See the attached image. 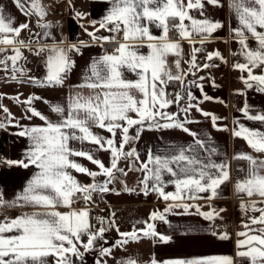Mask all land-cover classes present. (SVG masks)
Segmentation results:
<instances>
[{
  "label": "snow or ice",
  "instance_id": "1",
  "mask_svg": "<svg viewBox=\"0 0 264 264\" xmlns=\"http://www.w3.org/2000/svg\"><path fill=\"white\" fill-rule=\"evenodd\" d=\"M107 5L100 20H92V31L84 27L94 44L101 48L110 44L111 53L90 56L81 75V82L71 86L64 102H53L43 96L31 94L18 103L26 106L24 119L38 118L40 125L26 126L13 117L7 127L19 129L13 135L26 138L27 145L21 151V159L0 156V164L9 168L34 167L30 177L12 199L0 191V264H75L82 261L84 254L99 246L101 257L96 264H109L107 257H113V248L125 249L130 243L149 239L152 243L170 245L174 236L158 230L157 222L168 224L167 214L173 209H181L179 214H187L195 209V214L206 221L222 219L224 208H215L209 203L208 211H202L199 204L191 201L219 198L222 185L231 183L232 161L244 162L235 169L243 172L236 178L234 192L243 197L239 208L244 215L236 233L235 258L230 255L187 256L158 259L155 255L147 261L125 255L113 258V264H237V259L247 264H264V159L244 151L235 152L231 159L218 157V148L210 136L202 135L190 125L199 123L193 112L210 118L218 131H227L223 118L200 107L191 88L196 87L204 101H223L203 92L204 84L197 80L210 79L216 86L214 77L200 75L228 61L220 50L205 51V45L213 34L224 27L219 20L207 14L209 7H222L221 0H101ZM16 8L28 18L36 19V26L44 29L45 39L51 27L44 22L49 9L41 0H13ZM69 7L72 5L69 3ZM229 8L237 20V27L230 30L233 40L239 45L233 51L236 59L232 65L241 73L239 79L246 89H255L264 95V0H230ZM87 13L75 12V17L84 19ZM98 25V27H97ZM30 23H16L12 16H5L0 7V69L6 81L28 83L39 88H64L69 74L76 68L71 54L83 56V48L92 45L80 41L65 46L61 43L41 44L32 48V37L26 41L21 33L30 30ZM158 29L154 35L151 28ZM100 30L107 35H97ZM170 33L172 35H170ZM33 33L32 36H39ZM178 36L179 39H174ZM249 39L255 42L250 46ZM181 41L191 46V54L185 61ZM147 48L144 54L141 49ZM23 49L33 53L41 61L39 75H32L21 64L26 60ZM11 52L9 55L8 53ZM203 55V60L199 57ZM174 59L169 62V57ZM182 63L188 64L185 71ZM126 72L136 79H128ZM175 84L177 91L168 88ZM237 95L246 92L237 90ZM35 102L48 106L49 112L37 109ZM175 105L176 111L170 109ZM0 108L11 117L9 109ZM249 121L264 124V109H254L245 102L239 109ZM255 112V114H253ZM135 114V115H133ZM0 128H6L0 123ZM95 129L104 130L109 135H101ZM175 130L191 137L182 145H170L163 152L149 148L142 158L137 142L145 131L162 132ZM233 137L242 138L253 152L264 155V130L249 128L239 119L233 121ZM78 145V146H74ZM87 146V147H86ZM109 153L108 165L97 158L98 152ZM75 158H84L97 166L94 171L79 163ZM128 163V168L121 166ZM72 170L90 178V183H81ZM129 172L141 173L138 189L130 188L122 177ZM102 178V179H101ZM119 183L124 192L139 191L142 195L155 192L167 202L163 211L153 210L146 220H136L131 230L120 231L116 226L115 213L98 217L99 226L90 222V209L74 208L77 200L85 204L94 203L95 194L121 193L112 185ZM172 185L174 191H166ZM64 207L67 211H59ZM13 208H28L19 215L12 216L7 211ZM251 213H259L252 215ZM105 221L107 222L105 224ZM115 228L120 239L111 247L98 245L104 234ZM177 239L228 242L232 236L224 229L210 224L204 237H194L190 230ZM84 251L81 252L80 249Z\"/></svg>",
  "mask_w": 264,
  "mask_h": 264
},
{
  "label": "crops",
  "instance_id": "2",
  "mask_svg": "<svg viewBox=\"0 0 264 264\" xmlns=\"http://www.w3.org/2000/svg\"><path fill=\"white\" fill-rule=\"evenodd\" d=\"M230 0H221L222 7H209L207 14L211 18L219 20L223 23L224 27L217 30L213 34V37L205 45V51L211 52L214 50H220L224 58L228 61L227 64L216 60L215 64L219 65L210 70L202 71L200 75L215 78L216 86L213 87L210 79L204 81L197 80L196 83H203V92L214 98H218L223 101L220 103L217 99L213 101H204L200 90L196 87H192L193 94L197 97V101L200 103L205 111H209L223 119L219 121L221 125L226 124L228 126L227 131H218L212 126L210 118H204L200 113L193 112L195 119L200 121L199 123L191 124L190 127L193 130L200 132L202 135L210 136L212 143L218 148V157L223 159L225 156L231 159L232 155L237 151H244L251 153L252 155L264 159V155L255 153L249 148L246 141L242 138L233 137L231 129L233 128V121L239 119L242 124L249 128H260L264 130V124L258 121L247 120L239 109L243 106L245 99L247 103L254 109H264V95L255 91V89H246L245 85L239 79L241 73L234 70L232 65L236 59H242L240 57H233L232 52L238 51L239 45L233 40L230 30L237 27V20L229 8ZM41 3L46 5L49 9L48 14L44 22L49 23L51 27L47 29L50 33V38L45 39L43 36L44 29H39L36 26V19L25 17L21 11H19L13 0H0V7L4 8L5 16H12L15 18L16 23L29 22L30 30H25L21 33V38L26 41L29 37H32V48L35 50L41 44L61 43L65 46L73 43L84 41L92 46L83 48V56L72 55V59L76 61V68L69 74V78L65 83L64 88L57 89H45L39 88L35 85L28 83H20L17 81H6L5 73L0 69V104L9 109L11 117L6 114L2 108H0V123H4L6 128H0V156L10 159H21V151L26 147V138H19L13 133L19 129L15 127H7L8 121L13 117L15 120H19L26 126L40 125L42 122L38 118H34L32 121L24 119L23 116L26 112V106L22 103H18L13 97L20 96L21 100L31 94H37L53 102L66 101L67 95L71 91V86L81 82V75L84 71L86 62L90 56H96L102 54L105 50L97 44H94L90 37L86 34L84 27L88 28V31H92L90 21L100 20L105 12L107 5L101 0H41ZM71 3L72 7H69ZM80 11L87 13V17L84 19H78L75 17V12ZM83 25L84 27H81ZM98 27V25H97ZM154 35H160V31L154 27L150 29ZM40 33L39 36H32L33 33ZM104 30H100L97 35H107ZM170 35H172L170 33ZM174 39H179L178 36H174ZM184 59L185 61L191 54V46L187 41H181ZM249 44L255 47V42L249 39ZM2 47V45H0ZM141 52L146 54L148 49L145 47L141 49ZM9 55L11 52L8 53ZM23 56L26 60H21L20 64L34 76L39 75L43 70L39 68L41 61L35 56L34 51L30 53L27 49H23ZM174 57H169L171 62ZM203 60V55L199 57ZM27 63V65L24 64ZM182 67L185 71L188 70V64L182 63ZM128 79H136L135 75L130 72L125 73ZM177 86L173 84L168 88L170 93L176 92ZM237 90L246 92V97L243 98V104L240 108L229 105V96L237 95ZM35 106L38 110L47 114L49 112L48 106L42 102H35ZM172 112L176 111V106L173 105L170 109ZM255 114V112H253ZM135 115V114H133ZM101 135L108 136L109 134L104 130L95 129ZM191 141V137L180 131L164 130L162 132L145 131L142 134L141 139L137 142L138 150L141 152L142 158L145 152L151 148L156 152H163L170 145H182ZM74 146H78L75 145ZM87 147V146H86ZM97 158L104 161L106 166L109 162V153L98 152ZM79 163L88 167L91 170L98 171L97 166L91 164L84 158H75ZM244 162L232 161V175L235 173V169L243 165ZM121 166L128 168V163L121 161ZM36 171L34 167L23 169L20 167L9 168L7 165L0 164V188L5 197L12 199L16 192H18L26 179ZM74 175L81 183H90L91 180L84 174H80L72 170ZM141 178L139 172H129L127 177H122L124 183L130 188L138 189V182ZM102 179V178H101ZM115 187L120 195L115 193L107 194H95L94 203L85 204V206H77L75 203L74 208L88 207L90 209V219L92 217H104L105 215L114 212L116 226L120 231L131 230L132 223L136 220H146L153 210L163 211L167 202L157 196V194L151 193L150 195H142L139 191L128 193L124 192L119 183L112 185ZM166 191H174V187L169 185ZM243 197H239L234 192V182L222 185L220 188L219 198L209 202L207 199H197L191 201L193 204H199L202 211H208L209 203L215 208H224L225 211L221 213L222 219L214 222L206 221L202 216L195 214V209H191L187 214H179L181 209H173L172 212L167 214L168 224L157 222L158 230L161 232H167L174 236V240L170 245H160L152 243L149 239H144L140 242L130 243L125 249L113 248V257H107L109 264H113V258L120 259L125 255H131L147 261L151 256L155 255L158 259H168L187 256H203V255H230L235 258L236 247L235 240L237 239L236 233L243 230L240 225L244 221V215L239 208V201ZM28 208H13L8 209L10 215L16 216L23 211H30ZM59 211H67L68 209L61 207ZM252 215H259V213H251ZM235 217L236 221V233L232 236L231 241L228 242H212L208 243L204 240H191V239H177L176 237H183L185 232L190 230L191 235L194 237H204L209 230L210 224L226 222L231 216ZM91 222V221H90ZM107 222L105 221V224ZM92 224V223H91ZM99 224V222H98ZM120 239L119 233L115 228H110L104 234L103 240L98 242V245L104 247H111L117 240ZM84 251L83 248L80 249ZM90 258V260H88ZM105 259L101 257L99 246L92 251L84 254L82 261H75V264H96L97 260ZM50 264H55L54 259L50 258Z\"/></svg>",
  "mask_w": 264,
  "mask_h": 264
},
{
  "label": "built area",
  "instance_id": "3",
  "mask_svg": "<svg viewBox=\"0 0 264 264\" xmlns=\"http://www.w3.org/2000/svg\"><path fill=\"white\" fill-rule=\"evenodd\" d=\"M104 50H107V52L111 53L113 51V46L110 45V44H107L105 46ZM228 102H229V105L230 106H233L234 105L237 108H240L242 106V104H243V98L241 96H239V95H235V96L230 95ZM241 166H243V165H240V167ZM243 175H244L243 172H239V173L238 172H235V173H233V175H232L233 176V182H235V179L236 178H242ZM0 191H2L1 188H0ZM152 193L155 194V192H152ZM75 204L77 206H85V202L83 200H77L75 202ZM90 221H91V223L93 225L99 226L98 220H97L96 217H92L90 219ZM236 225L237 224H236V221H235V217L232 215L228 221L223 222V223H218V224L215 225V227L217 229H224V228H226L227 231L231 234V236H234L235 233H236ZM237 264H247V262L246 261L245 262H241V261H239L237 259Z\"/></svg>",
  "mask_w": 264,
  "mask_h": 264
},
{
  "label": "rangeland",
  "instance_id": "4",
  "mask_svg": "<svg viewBox=\"0 0 264 264\" xmlns=\"http://www.w3.org/2000/svg\"><path fill=\"white\" fill-rule=\"evenodd\" d=\"M24 64H25V65H27V63H26V62H24ZM88 260H90V258H88Z\"/></svg>",
  "mask_w": 264,
  "mask_h": 264
}]
</instances>
